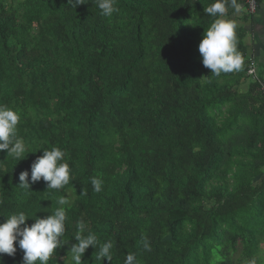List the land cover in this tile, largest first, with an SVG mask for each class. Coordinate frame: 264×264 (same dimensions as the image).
<instances>
[{"label": "trees", "instance_id": "16d2710c", "mask_svg": "<svg viewBox=\"0 0 264 264\" xmlns=\"http://www.w3.org/2000/svg\"><path fill=\"white\" fill-rule=\"evenodd\" d=\"M213 2L117 0L104 17L93 0H0V105L20 112L29 151L17 161L0 150V223L24 211L30 226L68 200L67 242L49 264H71L81 219L113 243L112 261L89 246L85 264H124L128 253L137 264H264V94L251 79L241 89L250 60L262 64L246 24L260 7L235 18L244 69L217 77L199 52ZM52 147L70 183L21 188L19 174L30 180ZM16 243L0 264H23Z\"/></svg>", "mask_w": 264, "mask_h": 264}, {"label": "clouds", "instance_id": "9594fccd", "mask_svg": "<svg viewBox=\"0 0 264 264\" xmlns=\"http://www.w3.org/2000/svg\"><path fill=\"white\" fill-rule=\"evenodd\" d=\"M71 3L74 7L87 4L86 0H71ZM93 3L98 6L100 15L104 17H111L119 11L117 0H93ZM229 6L239 11L237 0H214L204 7V12L215 19L203 34L199 52L204 67L210 69L211 75L217 77L222 73L242 71L245 65V58L238 48V23L234 16L227 15ZM20 120L21 114L18 110L0 105V150H7L8 156L17 161L26 158L25 154L29 153L28 145L18 135L17 126ZM64 157L65 152L59 147L44 149L43 155L38 156L31 165L30 180L29 171H22L18 185L31 191L32 184L43 179L47 190L63 189L73 179L72 169ZM91 183L94 192L103 191V178L94 176ZM68 203V200L60 198L59 207L52 211L51 215L45 218L36 217L30 226L26 221L35 215L24 211L5 215L6 220L0 223V254L14 255L18 241L19 248L24 252L23 264H49L56 250L67 242L64 236L66 225L69 226L65 208ZM74 236L78 243L72 245L67 254L71 264H85L82 258L89 246H94L95 249L99 246L98 258L112 261L113 243H99L98 237L83 219L77 221ZM142 247L145 251H151V243L147 237L143 239ZM124 264H137L136 256L128 253ZM248 264H257V260L253 258Z\"/></svg>", "mask_w": 264, "mask_h": 264}, {"label": "crops", "instance_id": "0c3cea01", "mask_svg": "<svg viewBox=\"0 0 264 264\" xmlns=\"http://www.w3.org/2000/svg\"><path fill=\"white\" fill-rule=\"evenodd\" d=\"M246 13V8L239 4V11L233 12L234 18H242ZM247 27L249 29V39L251 40L252 37L254 38V46L255 48L252 49L254 54H256L261 59L263 64V70L264 71V0H262V4L260 5V11L254 16L252 22L246 23ZM263 31L262 37H259V32ZM258 39V40H257Z\"/></svg>", "mask_w": 264, "mask_h": 264}, {"label": "built area", "instance_id": "2783aa9c", "mask_svg": "<svg viewBox=\"0 0 264 264\" xmlns=\"http://www.w3.org/2000/svg\"><path fill=\"white\" fill-rule=\"evenodd\" d=\"M237 1L246 5V9L249 14L254 15L259 10L260 4L258 0H237ZM247 74L251 80L258 82L260 84L261 91L264 94V81H260L257 62L254 59H251L249 62Z\"/></svg>", "mask_w": 264, "mask_h": 264}, {"label": "rangeland", "instance_id": "374dc122", "mask_svg": "<svg viewBox=\"0 0 264 264\" xmlns=\"http://www.w3.org/2000/svg\"><path fill=\"white\" fill-rule=\"evenodd\" d=\"M257 68H258L259 71L260 70H263V64H259L257 62ZM249 83H250V79H248L247 81H245V83L242 85L241 89L242 90H245Z\"/></svg>", "mask_w": 264, "mask_h": 264}]
</instances>
